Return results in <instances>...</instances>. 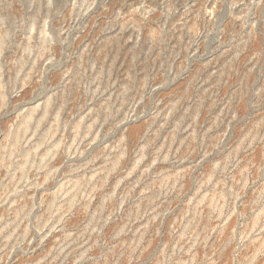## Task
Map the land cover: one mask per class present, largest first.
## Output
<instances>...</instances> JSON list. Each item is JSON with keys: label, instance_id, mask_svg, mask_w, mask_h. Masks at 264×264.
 Returning a JSON list of instances; mask_svg holds the SVG:
<instances>
[{"label": "rangeland", "instance_id": "374dc122", "mask_svg": "<svg viewBox=\"0 0 264 264\" xmlns=\"http://www.w3.org/2000/svg\"><path fill=\"white\" fill-rule=\"evenodd\" d=\"M0 264H264V0H0Z\"/></svg>", "mask_w": 264, "mask_h": 264}]
</instances>
